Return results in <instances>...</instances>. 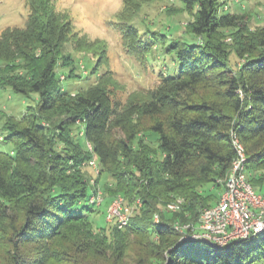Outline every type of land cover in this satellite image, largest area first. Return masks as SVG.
Returning a JSON list of instances; mask_svg holds the SVG:
<instances>
[{
  "label": "trees",
  "instance_id": "obj_1",
  "mask_svg": "<svg viewBox=\"0 0 264 264\" xmlns=\"http://www.w3.org/2000/svg\"><path fill=\"white\" fill-rule=\"evenodd\" d=\"M178 1L193 13L187 31L197 41L170 39L122 16L116 20L124 50L142 66L156 49L177 66L159 70L155 86L123 102L103 84L110 71L101 72L100 55L87 75L75 71L72 54L68 65H58L63 32L71 25L50 0H28L25 25L0 32V64L9 69L16 59L30 72L28 78L0 74V87L38 95L20 117H6L0 134L1 143L12 146L0 148L1 264L61 256L66 252L57 240H71L106 264H124L131 241L141 247L137 264H264V230L219 247L185 238L174 227L187 223L189 231L201 210L218 200L219 194L201 187L223 189L236 155L233 138L244 146L248 179L249 170H264V25L250 31L247 16L223 9V0ZM228 28L234 30L231 44L221 32ZM232 54L243 60L238 67ZM61 66L66 76L58 74ZM64 77L76 81L63 85ZM95 156L97 176L115 180L107 187L111 196L119 193L134 204L125 227L105 214L96 235L98 206L89 201L95 189L89 193L81 167ZM178 197L177 211L161 209ZM26 243H38L43 254L28 257Z\"/></svg>",
  "mask_w": 264,
  "mask_h": 264
},
{
  "label": "rangeland",
  "instance_id": "obj_2",
  "mask_svg": "<svg viewBox=\"0 0 264 264\" xmlns=\"http://www.w3.org/2000/svg\"><path fill=\"white\" fill-rule=\"evenodd\" d=\"M27 1L0 0V32L7 27H23L25 25L29 11ZM223 1V9L247 16L250 31H254L264 25V0ZM50 2L54 10L62 15L64 22L68 21L71 25L69 32L67 28L63 29V38L59 47L58 65H68L70 63L68 56L72 54L78 65L74 68L75 71L87 75L88 67L100 55L101 60L105 61L100 66L101 72L110 71V73L107 72L103 84L114 98L122 102L127 100L130 94L135 91L155 86L158 81L157 75L159 70L171 72L177 66L173 64V60L169 56H164L158 49L154 50V54L149 56L145 66H142L134 56L127 54L122 45L121 32L116 25L118 17L122 16L128 19V21H132L138 27H148L167 34L170 39L197 41L187 31V24L192 20L193 13H188L184 5L178 0H128L125 5L124 0H50ZM221 32L225 42L231 44L234 30L228 28L223 29V31L221 30ZM230 61L233 66L236 65L238 67L243 60L237 59L232 54ZM14 62L17 64L15 65L13 62L9 63V69L5 68L7 65L0 64L3 66L0 68V74H3L4 77L8 74H14L28 78L30 76L29 70L19 60L15 59ZM65 69L61 66L57 70L58 74L66 76L67 71ZM3 71H7V74L3 73ZM112 75L113 77H111ZM61 78L63 77L60 76ZM72 81L73 79L64 77L61 83L68 85ZM84 83L85 81H79L77 85L80 86ZM37 101L38 95L35 93L26 96L12 91L9 87H0V134L5 133L2 126L7 116L11 115L18 118L26 111L28 105L35 106ZM52 119H57V117H53ZM79 129L82 130L81 127ZM76 132L79 133L78 130ZM153 134L157 136L156 133ZM149 140L153 143L155 139L150 138ZM84 142L85 138L82 137V143ZM11 147L10 143L3 144L0 141V148L2 150L9 151ZM94 160L99 164L98 157L95 156ZM81 167L89 183V193L92 186L95 189L94 194L99 193L100 195V202L98 205L96 204L98 212L93 214V234L96 235L102 233L99 228L106 223L105 214L107 207L111 200L119 193L111 196L112 193L108 192L107 187L115 185V180L111 174L103 173L97 176L98 171L89 163H84ZM262 174L264 176V170H249L250 183L258 193H264V180H258L259 176L264 179ZM203 188L201 187L206 193L214 195L220 194L222 190L216 189L211 184H206ZM180 198L178 197L176 200ZM216 198H211L213 201L211 203H214ZM167 204L161 208L166 212L177 211L181 205L179 204L177 209H168L166 207ZM130 206L133 210L134 204ZM129 237L132 240V235ZM50 244L53 246L52 242ZM56 245L65 250L66 253H62L61 256L52 253L45 260L44 258L39 261L35 258L26 260L31 262L30 264H106L100 261L101 259L98 254L94 256L92 253L84 252L81 247H76L71 240H57ZM3 248L0 246V264L2 263L1 258L4 253ZM49 248L48 246L47 251ZM39 249L42 248H39L38 243H26L24 246V251L28 257H34L39 253L43 254ZM140 250L141 247L131 241L129 248L126 249L124 264H137L135 253H138ZM52 256L54 259L49 260Z\"/></svg>",
  "mask_w": 264,
  "mask_h": 264
},
{
  "label": "built area",
  "instance_id": "obj_3",
  "mask_svg": "<svg viewBox=\"0 0 264 264\" xmlns=\"http://www.w3.org/2000/svg\"><path fill=\"white\" fill-rule=\"evenodd\" d=\"M232 141L236 155L224 179L218 200L201 210L197 224L191 226L189 231L187 223L174 224L185 238L201 239L222 247L232 240L248 238L264 230V193L256 192L247 177L244 146L237 138H233ZM88 163L98 171L93 158ZM89 201L98 205L99 193L93 194ZM182 202L183 199L180 198L168 203L166 207L177 209ZM137 203L139 204L138 200ZM131 213L132 207L125 203L121 194H118L107 207L106 220L114 221L118 228H123L128 224ZM154 220H158V213L154 214Z\"/></svg>",
  "mask_w": 264,
  "mask_h": 264
}]
</instances>
